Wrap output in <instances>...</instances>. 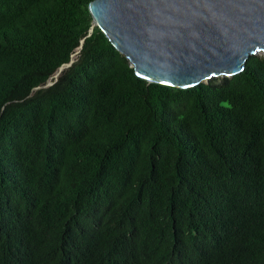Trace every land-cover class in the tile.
Wrapping results in <instances>:
<instances>
[{"label": "trees", "instance_id": "1", "mask_svg": "<svg viewBox=\"0 0 264 264\" xmlns=\"http://www.w3.org/2000/svg\"><path fill=\"white\" fill-rule=\"evenodd\" d=\"M93 1L0 0V264H264V57L151 84Z\"/></svg>", "mask_w": 264, "mask_h": 264}, {"label": "water", "instance_id": "2", "mask_svg": "<svg viewBox=\"0 0 264 264\" xmlns=\"http://www.w3.org/2000/svg\"><path fill=\"white\" fill-rule=\"evenodd\" d=\"M89 12L90 32L99 28L151 84L187 90L231 79L264 55V0H94Z\"/></svg>", "mask_w": 264, "mask_h": 264}, {"label": "rangeland", "instance_id": "3", "mask_svg": "<svg viewBox=\"0 0 264 264\" xmlns=\"http://www.w3.org/2000/svg\"><path fill=\"white\" fill-rule=\"evenodd\" d=\"M262 57H264V55H261ZM74 58H76V54L74 55ZM35 92V91H34Z\"/></svg>", "mask_w": 264, "mask_h": 264}]
</instances>
